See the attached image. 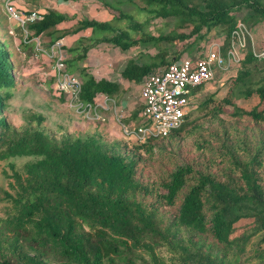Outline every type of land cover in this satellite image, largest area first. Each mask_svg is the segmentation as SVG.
I'll return each mask as SVG.
<instances>
[{"label": "trees", "instance_id": "1", "mask_svg": "<svg viewBox=\"0 0 264 264\" xmlns=\"http://www.w3.org/2000/svg\"><path fill=\"white\" fill-rule=\"evenodd\" d=\"M138 1L152 18L173 19L175 29L155 36L144 30L149 21L138 23L106 3L104 7L112 13L109 22L78 19L72 29H61L71 18L47 11L41 21L28 26L30 35L22 43L47 35L53 44L91 30L90 37L78 39L66 51L68 70L78 72L81 80L80 100L92 104L99 94L114 97L120 93L117 82L98 79L86 65L90 50L101 43L123 52L141 46L156 49L149 62L129 61L121 72L123 80L140 84L149 74L180 60L188 48L205 38L204 30L209 33L222 26L229 41L238 21L236 12L249 10L242 21L250 28L264 24V0ZM124 20L141 34L133 37L116 26ZM2 41L0 161L17 156L38 160L27 165L24 182L19 179L21 192L14 199V217L6 225L0 223V264H115L119 259L124 264H264V144L255 147L238 138L221 145L207 168L178 164L166 180L150 187L138 180L133 154L152 153L155 140L121 153L98 133L65 135L59 141L39 129L16 135L5 110L20 74L19 53ZM179 44L182 49L173 52ZM228 87L216 113L229 107L233 120L264 126V58L257 59L251 50L244 53ZM254 96L258 103L250 110L236 103ZM32 119L44 122L42 116ZM197 127L194 121L186 122L167 137L189 138ZM222 134L230 139V131ZM210 141L202 145L198 141L196 148L205 151ZM214 167L222 169L213 172ZM148 197L153 200L147 202ZM180 229L189 232L187 238L180 236ZM160 247L169 253L168 258L157 253Z\"/></svg>", "mask_w": 264, "mask_h": 264}, {"label": "rangeland", "instance_id": "2", "mask_svg": "<svg viewBox=\"0 0 264 264\" xmlns=\"http://www.w3.org/2000/svg\"><path fill=\"white\" fill-rule=\"evenodd\" d=\"M5 1L0 0V39L6 44L7 49H16L18 51L19 55L16 61L20 68V74L16 75L17 86L12 90L13 96L8 100V106L5 110L6 118L11 123L13 132L16 135H20L26 130L39 129L51 139L58 141L65 135L85 137L98 133L109 144L116 145L121 153L131 150L132 145H138L132 141H128L123 136L121 123L114 119L113 116L112 120L107 118L105 122L97 121L93 118L87 119L70 105L68 97L57 93L54 81L49 77L52 58L37 54L35 45L31 41L24 45L22 43L24 41V33L20 28H14V35L7 33L8 22L3 12ZM21 1L33 3L34 7L31 8L35 10L45 12L57 11L70 17L71 21L67 25H62L61 29H72L78 19H89L99 22L111 21L112 13L104 7L106 3L117 6L123 13L131 15L133 20L138 23L149 21L144 30L155 36L171 33L175 29L173 19L162 20L152 18L151 15L140 9L141 2L138 0L134 3H130L127 0H78L77 2L73 0ZM249 14V10L246 9L235 13L238 20ZM116 26L122 30L129 31L133 37H138L141 34V32H134L127 20L119 22ZM216 29L211 33H206V30H204L201 34H205V38L198 40L194 46L188 48L182 55V58H194L199 53L204 52L213 42H217L218 36L216 35L222 33V30L217 32ZM251 30L254 38V48L259 52L264 48V25L260 24L258 28L254 27ZM90 36L91 30H84L75 37L83 38ZM41 41L44 48H50V37L43 35ZM62 42L64 47L75 45L74 42V44L72 43L73 45L66 41ZM181 47L182 45L179 44L172 51L182 49ZM95 51H98L100 59L106 65L108 77L119 82L121 78L118 75L127 60L122 61L118 56V53L123 51L108 43H101L92 48L86 60V65L90 72L93 70L97 72L102 66L100 62H97L99 58L97 55L95 56ZM132 51L133 53L129 52L128 54L129 59L133 58V54L137 55V51L145 55L156 53L155 48H145L143 46L133 48ZM232 72V74L235 73V71ZM73 74L78 76V72H74ZM232 74L227 75V77L220 74L217 78L215 77L216 80L214 82H210L200 89L201 92L195 101L198 106L197 110L187 121H194V125L198 126L192 132L191 137L170 136L158 139L152 142V153L142 150L136 151L133 154L138 163L136 174L138 180L144 185L152 187L166 180L170 172L178 164H189L197 169L207 168L209 161L220 149L221 145H229L238 140V138L251 142L255 147L264 144L263 125L233 120L230 116L231 108L229 107L222 110L221 113H216L219 103L226 96L229 89L228 82L234 78ZM97 78H102V75H97ZM120 82L122 83L123 80ZM122 96L123 94H119V96H114L112 99L119 103ZM124 97L127 99L129 97L130 101L135 103L133 104L134 108L139 105L138 89L134 85L126 88ZM236 103L239 107L250 110L258 103V98L254 96L249 100H236ZM35 115L42 116L44 122L39 123L37 120H33L32 116ZM223 130L230 131V139L222 134ZM205 140H213L208 143L207 147L204 145L205 151H208V153L199 151L196 148L198 143L202 145ZM36 160L38 158L33 156H17L0 161V223L2 225H6L14 217V199L18 198L21 192L19 179L24 182L23 180L27 177V165ZM221 169L217 170L214 167L212 171L218 172ZM182 198L183 195L179 197L177 207L181 204ZM152 200V197L146 198L147 202H151ZM162 228H167L166 222H163ZM179 233L182 238H187L189 235V232L184 229H180ZM156 251L165 258L169 257V253L164 247L156 248ZM141 253L146 257L144 252H137V254ZM124 262V259L115 260V264H124ZM250 264H253V262Z\"/></svg>", "mask_w": 264, "mask_h": 264}, {"label": "built area", "instance_id": "3", "mask_svg": "<svg viewBox=\"0 0 264 264\" xmlns=\"http://www.w3.org/2000/svg\"><path fill=\"white\" fill-rule=\"evenodd\" d=\"M18 0H6L3 12L8 22V32L14 35V28L24 33V42L30 35L28 26L41 21L45 11L25 10L17 6ZM99 7V6H97ZM37 54L50 56L52 64L49 70L55 84V90L61 96L70 99V105L87 119L93 118L105 122L106 112L113 111L116 120L121 123L123 136L138 145L149 141L166 138L171 132L181 128L196 112V100L199 88L215 80L218 72L233 77L239 69L244 53L251 50L261 60L264 48L256 51L252 30L242 19H239L232 30L227 50L223 44L213 42L204 52L194 58H181L167 67L144 78L141 90V123L138 125L123 124V114H116V101L112 97L99 94L94 103L86 104L80 100L81 80L68 70V54L61 39L44 48L41 35L31 39Z\"/></svg>", "mask_w": 264, "mask_h": 264}, {"label": "crops", "instance_id": "4", "mask_svg": "<svg viewBox=\"0 0 264 264\" xmlns=\"http://www.w3.org/2000/svg\"><path fill=\"white\" fill-rule=\"evenodd\" d=\"M17 6H19L20 8H22V9H25V10H33L34 8H31V7H34L33 6V3H31V2H24V1H21V0H18V2H17ZM47 12V11H46ZM260 24H258V25H256V26H254L255 28L257 27L258 28V26H259ZM262 25H264V24H262ZM254 27H252V28H254ZM217 28V27H216ZM216 28H214V29H216ZM214 29L211 31V32H213L214 31ZM217 32L218 31H220V30H222L221 32L222 33H220V34H217L216 36H218V39H216V41L218 42V43H220V44H223V52H225L226 50H227V46H228V43H229V41H227V39H226V35H225V31L223 30V27L222 26H219L217 29ZM210 32V33H211ZM223 34V35H222ZM77 34H71V35H67L66 37H64V38H62L61 40L62 41H66L67 43H70V44H72L73 42L74 43H76V41L78 40V39H80V37H75ZM43 35H41V37H42ZM220 37V38H219ZM30 42V41H29ZM228 42V43H227ZM73 43V44H74ZM227 43V44H226ZM34 44V43H33ZM72 44V45H73ZM49 45H51V43L49 44ZM70 47H72V46H69V45H67L66 47H64L66 50L67 49H69ZM135 48H139V47H135ZM134 48V49H135ZM133 48L132 49H130L129 51H126V52H119L118 53V56L120 57V59H122V61H125V59H127L126 60V62L124 63V66L121 68V70H120V73H119V78H121V80L120 81H122L123 80V78L121 77V72H122V70L126 67V65H127V63L129 62V61H132V60H135L136 62H138V63H142V62H149V56H153V54H148V55H146V58H144V56L142 57V55H144L143 53H139L140 51H137V55L136 54H133V58H128V54H129V52L130 53H133ZM96 52V51H95ZM139 53V54H138ZM98 56V58L99 59H97L98 61L97 62H100L101 63V67H100V70L98 71L97 70V72L95 71V70H93V71H91V73L95 76V77H97V75H102V78H106V79H108V80H110V81H113V82H117L119 85H120V93L119 94H123V96L121 97V99L119 100V103L116 101V114H123L124 115V117L122 118V123L123 124H132V125H138V124H140L141 123V121H142V119H141V109H142V105H141V100H140V90H141V85H142V83H140V84H133V83H130V82H128V81H125V80H123V82L121 83L120 81L118 82L117 80H112L111 78H109L108 77V73H107V68H106V65H104V63L102 62V60L100 59V56L98 55V51L96 52V54H95V56ZM100 63H99V65H100ZM103 63V64H102ZM96 67V66H95ZM162 69V68H161ZM160 69V70H161ZM222 75V76H226L227 77V75L226 74H224V72H218L217 73V75H216V78H217V76H219V75ZM237 74V73H236ZM229 77V76H228ZM216 78H215V80H216ZM214 80V81H215ZM213 81V82H214ZM143 82V81H142ZM217 82V81H216ZM215 82V83H216ZM131 85H134L135 87H136V89H138V100H139V105L137 106V107H133V104H135L133 101L131 102L130 101V98L128 97V99L126 98V97H124V95H125V92H126V88H128V87H130ZM207 85V84H206ZM139 87V88H138ZM200 90H199V94H200ZM119 94H118V96H119ZM107 113V115H108V118H110L111 120L113 119L112 118V116L114 117V119H116L115 118V115H114V113H113V111H108V112H106ZM137 115V116H136ZM137 120V121H136ZM133 121H136V122H133ZM133 122V123H132Z\"/></svg>", "mask_w": 264, "mask_h": 264}]
</instances>
